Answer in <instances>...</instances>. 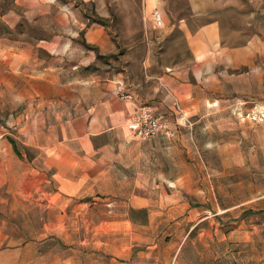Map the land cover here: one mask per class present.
Masks as SVG:
<instances>
[{
  "label": "rangeland",
  "instance_id": "1",
  "mask_svg": "<svg viewBox=\"0 0 264 264\" xmlns=\"http://www.w3.org/2000/svg\"><path fill=\"white\" fill-rule=\"evenodd\" d=\"M177 8L190 18L186 0ZM96 9L89 4L90 21L105 26L122 55L134 56L130 82L145 80L141 68L144 75L153 57L144 91L154 93L148 103L171 133L130 136L96 157V166L85 163L78 175L71 168L67 181L52 177L58 169L43 153L66 110L43 101L40 108L45 98L37 96L0 102V264H264L263 68L256 59L236 68L225 58L199 77L183 32L164 31L163 42L148 45L145 0H108L106 17ZM244 9L243 16L257 12ZM226 17L228 45L256 35L237 12ZM113 61L98 55L97 65ZM163 72L181 76L157 94ZM58 89L56 102L66 93Z\"/></svg>",
  "mask_w": 264,
  "mask_h": 264
},
{
  "label": "crops",
  "instance_id": "2",
  "mask_svg": "<svg viewBox=\"0 0 264 264\" xmlns=\"http://www.w3.org/2000/svg\"><path fill=\"white\" fill-rule=\"evenodd\" d=\"M94 2L98 5L96 12L99 16L106 17L108 0H0V102L14 104L31 101L37 96L45 98L39 100L38 107L43 101L48 108L58 105L66 110V119L57 126L56 141L48 152L43 153L50 169H58L52 177L61 176L67 181L65 177L71 168L72 173L78 175L76 169L81 170L85 163L96 166V157H107L117 144L130 136L134 138L127 126L128 120L141 105L149 104L148 101L154 98V93L147 95L144 91L150 78L148 72L154 64L149 61L153 57L148 54L144 75L141 68L145 80L130 82L129 78L134 76V56L122 55L119 43L107 33L105 26L90 21L88 6ZM186 2L190 18L180 16L177 0H145V20L150 23L146 34L150 47L165 40L162 39L164 31L167 34L177 29L183 32L194 64L201 69L199 77L206 70H214L225 58L236 68L250 66L256 59L258 69L264 70V0ZM251 6L257 10L256 16L250 12L244 16L240 14L242 8L245 10ZM156 8L164 15L162 29H155L149 21ZM232 12H237L238 19H245V26L251 24L257 30L256 35L236 47L225 42L226 15ZM34 29L40 34L33 32ZM98 55L112 56L113 64L100 68ZM125 58L127 69L122 66ZM94 66L98 67L96 73L92 71ZM180 76L179 72L170 75L163 72L157 76L159 82L155 93L159 94L160 86L167 85L171 79L177 78L178 83ZM77 82L81 89L75 87ZM59 86L66 93L63 100L56 102ZM119 87L132 94V99L121 100L116 96ZM181 87L186 85L183 83ZM161 94L157 98L162 106L165 99ZM149 105L163 119L161 111ZM72 180L76 181V178Z\"/></svg>",
  "mask_w": 264,
  "mask_h": 264
},
{
  "label": "built area",
  "instance_id": "3",
  "mask_svg": "<svg viewBox=\"0 0 264 264\" xmlns=\"http://www.w3.org/2000/svg\"><path fill=\"white\" fill-rule=\"evenodd\" d=\"M150 20L155 29H162L165 26L164 15L158 8L150 14ZM115 93L121 100L132 99V94L127 93L123 87H119ZM127 126L133 133L134 138L140 141L153 139L168 130L162 118L156 114L154 108L149 104L141 105L138 112L128 120ZM166 133L170 134L171 130Z\"/></svg>",
  "mask_w": 264,
  "mask_h": 264
}]
</instances>
